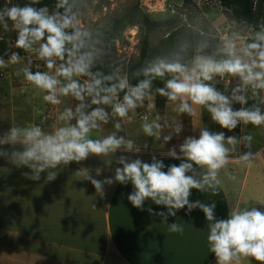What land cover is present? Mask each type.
<instances>
[{
    "label": "clouds",
    "instance_id": "obj_1",
    "mask_svg": "<svg viewBox=\"0 0 264 264\" xmlns=\"http://www.w3.org/2000/svg\"><path fill=\"white\" fill-rule=\"evenodd\" d=\"M37 5L40 0H31L23 6L6 0L0 7V25L16 33L14 47L34 52L47 69L33 71V61L28 59L16 75L22 74L26 82L44 93L42 100L46 104L59 106L66 97L77 103L74 108L64 107L50 130L46 131L39 124H12L0 136V145L13 146L10 153L0 148V156L17 167L29 168L31 174L25 173L27 178L38 181L41 173L47 172V180L52 181L57 173L50 169L80 163L90 156L101 157L110 167L118 151L140 153L141 148L133 139L118 133L146 102L149 110L156 108L154 93L174 102V111L181 115L192 116L196 107L206 110L212 122L228 132L239 125L264 126V96H261L264 92V24L242 44L238 43V34L226 36L217 53L204 54L201 50L200 54L193 55L190 63L180 58L155 57L133 73L134 77L142 78L130 83L126 75L93 71L97 59L95 46L91 32L79 26L77 0H55L51 11L47 5ZM9 47L13 45L10 43ZM4 55H8L7 51ZM19 62L17 51L11 52L7 61L0 56V68ZM226 77L239 81L227 94L214 83ZM157 80L163 86L153 88ZM249 92L259 98L251 105ZM235 104L241 107L236 109ZM113 117L118 118L113 125L116 131L94 136V132L108 125ZM165 127L171 129L167 134H164ZM140 128L144 136L167 144L174 135H180L183 124L161 123L158 114L153 118L145 114ZM253 139L249 134L228 136L224 131L200 127L198 138L191 135L184 138L179 153L175 145L168 149L166 156L181 162L167 166V171L164 162L153 154L150 163L120 155L115 163L122 167H116L114 177L104 180L94 178L87 169L78 173L90 181L100 195H104L105 185L131 183L134 190L127 199L132 206L144 210L146 200L163 206L166 212L152 208L148 211L160 216L164 223L181 209L187 208L186 214L200 209L208 222L206 240L215 264H240L247 259L264 264V210L256 206L231 207L226 219H217L214 202L190 201L192 189L219 194V176L229 164L231 153L238 144L250 148ZM255 155L247 151L239 158L249 162ZM167 224L171 232L183 231V226L176 222Z\"/></svg>",
    "mask_w": 264,
    "mask_h": 264
},
{
    "label": "crops",
    "instance_id": "obj_2",
    "mask_svg": "<svg viewBox=\"0 0 264 264\" xmlns=\"http://www.w3.org/2000/svg\"><path fill=\"white\" fill-rule=\"evenodd\" d=\"M167 103L163 113L155 108L154 116L158 114L161 123L181 122L180 135H174L167 144L144 136L140 124L146 114V104L137 109L133 119L125 122L123 131L118 133L133 139L141 152L118 151L110 167L101 157L90 156L80 163L50 169L57 173L52 181L47 180V172L41 173L40 180L33 181L25 175L31 174L29 168L17 167L0 156V264H215L206 240L208 222L200 209L186 214L185 208L177 211L176 216H169L167 223L183 226L182 232H171L160 216L148 211L152 208L166 212V208L150 200L145 201L144 210L132 206L127 199L134 190L131 183L105 185L104 195H100L78 173L87 169L94 178L104 180L114 177L116 167H122L115 163L120 155L150 163L153 154L164 162L167 171V166L181 162L166 156L173 145L179 153L184 138L190 135L198 138L200 127L225 132L212 122L206 110L200 108L184 120L183 114L174 111L175 104L170 108ZM11 113L16 116L15 112ZM117 119L111 118L94 136L116 131L113 123ZM12 124L23 126L38 124V121L19 122L14 118L11 122H2L0 119V136ZM42 127L46 131L51 128ZM169 131L165 127L164 134ZM0 148L9 153L13 150L11 145H0ZM247 151L256 155L249 162L241 161L239 157ZM219 178V194L192 189L190 201L214 202L217 219H226L231 207L256 206L264 210V205L258 204L264 203V146L251 149L241 145L240 151L231 153V160ZM240 264L258 262L247 259Z\"/></svg>",
    "mask_w": 264,
    "mask_h": 264
},
{
    "label": "rangeland",
    "instance_id": "obj_3",
    "mask_svg": "<svg viewBox=\"0 0 264 264\" xmlns=\"http://www.w3.org/2000/svg\"><path fill=\"white\" fill-rule=\"evenodd\" d=\"M5 3L6 0H0V7H3ZM138 11L147 14L154 20L167 19L182 13L184 21H187L188 26L193 30L197 31L206 24L218 33L221 41L226 36L238 34V43L240 44L257 29L254 27L248 28L237 21L230 10L221 6L220 0H85L83 7L78 10L79 26L90 31L92 38L106 33L118 20H122L126 27L125 31L115 41L108 45H102L95 51L96 58L107 57L112 60V65L118 64L114 68L117 75H126L128 66L137 62L140 57L143 34L139 23L136 21L138 17H135V13ZM15 35V31H6L0 25V39H13ZM169 35L170 32L165 30L155 33L151 38L152 45H156ZM23 52L24 55L20 57L19 63L0 68V119L2 122H11L14 118L19 122L38 121L39 125L51 127L56 120V116L64 107L74 108L77 102L71 97H66L63 98L64 103L59 106L46 104L42 100L44 93L26 82L22 74L16 75L17 70L24 67L28 59H31L34 63L33 71L47 70L41 65L42 61L36 59L34 52H25L24 50ZM214 83L222 88H228L234 84L237 85L239 81L232 77H226L216 80ZM261 96H264V92L261 93ZM156 97L157 94L154 93V98ZM248 98L249 105L259 99L252 96L251 92L248 93ZM167 102L170 108L173 107L172 104H175L168 100ZM199 109V107H196L195 111ZM11 112H15L16 116ZM146 114L153 118L155 109L149 110L147 108ZM183 115V119L188 120L189 115ZM224 130L228 136L252 135L254 139L251 149L264 146V126L242 125L241 127L239 125L238 132ZM241 145L238 144L235 151H240Z\"/></svg>",
    "mask_w": 264,
    "mask_h": 264
},
{
    "label": "trees",
    "instance_id": "obj_4",
    "mask_svg": "<svg viewBox=\"0 0 264 264\" xmlns=\"http://www.w3.org/2000/svg\"><path fill=\"white\" fill-rule=\"evenodd\" d=\"M85 0H77V10H80L84 5ZM12 4H19L23 6L26 3H31V0H11ZM221 6L230 10L233 17L246 25L248 28H258L259 25L264 24V0H220ZM55 0H40V5H47L49 9L54 10ZM136 20L143 34V38L140 46V57L137 62L130 64L127 68L126 75L130 83H135L142 77H134L133 73L145 65L149 60L162 56L169 58H180L185 63H190L194 54H200L203 50L204 54L217 53L222 43L218 33L204 24L199 30L195 31L188 26L187 21H184L182 13L171 18L154 20L147 14L140 11L135 13ZM122 20H118L114 23L113 27L104 34H100L92 38V43L95 46L94 51H97L102 45H108L112 41H115L120 34L125 31ZM168 31L170 35L159 41L156 45H152V36L160 31ZM16 35L13 39H0V56H3L5 60H8L11 52L17 51L20 53V57L24 55L22 49L14 47ZM13 47H9V44ZM7 51L8 55H4ZM34 65V63H33ZM43 67V62L41 63ZM118 64L112 65V60L107 57H101L96 59V65L93 71H101L104 74H116L114 68ZM33 68V67H32ZM157 86H163L162 82L154 81L153 88ZM217 86L227 93H230L231 89L236 84L222 88ZM123 94H121L122 97ZM167 99L157 95L156 97V109L158 113H163ZM239 109V104H235L234 108ZM239 131V126L233 130Z\"/></svg>",
    "mask_w": 264,
    "mask_h": 264
},
{
    "label": "built area",
    "instance_id": "obj_5",
    "mask_svg": "<svg viewBox=\"0 0 264 264\" xmlns=\"http://www.w3.org/2000/svg\"><path fill=\"white\" fill-rule=\"evenodd\" d=\"M136 29H138V27H136Z\"/></svg>",
    "mask_w": 264,
    "mask_h": 264
}]
</instances>
